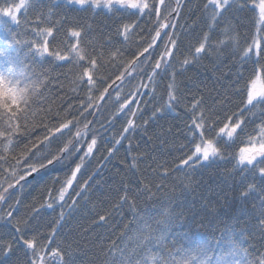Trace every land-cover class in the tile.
Here are the masks:
<instances>
[{
    "label": "trees",
    "instance_id": "trees-1",
    "mask_svg": "<svg viewBox=\"0 0 264 264\" xmlns=\"http://www.w3.org/2000/svg\"><path fill=\"white\" fill-rule=\"evenodd\" d=\"M7 2L11 0H0V6ZM240 2L241 0H233L232 7L222 17H218L221 23L217 32L231 25L229 35L235 38L233 42L219 54L214 51L194 59L191 52L198 46L203 33L209 31L208 24L211 23L213 10L204 9L207 0H179V4L177 0H164V4L160 6V21L169 23L170 26L162 30L161 38L149 53L139 58L134 70L128 67V62L151 43V38L159 27L157 17L154 14L142 17L139 14H124L122 21L114 22L102 16L92 18L91 13L80 14L77 18L82 25H92V31L84 36L88 51L93 55L103 52L101 71L97 73V84L91 92L86 85L81 86L75 82L76 73L80 69L71 64L55 60H45L42 63L26 61L32 63V79L39 86L32 98L30 114L26 120L21 121L26 128L22 129L19 136L14 137L8 152L4 151L5 142L0 141V157H6L0 159V193L4 194V200H0V218L12 212L13 222L28 221L26 238L38 237L37 248L46 256L45 264H59L47 257V253L58 246L67 251L69 244L75 252L77 264H120L121 250L126 252L133 247L143 221L133 216L129 204H123L119 208H114V205L119 204L125 187L136 189L145 183L155 185L161 182L166 185L164 191L170 195L165 197L157 194L156 200L152 202L156 209L153 215L159 218L160 213L165 211L171 214L175 218L171 229L173 233L182 236L187 230V225H182V220L188 217L193 205L198 210L211 200L209 210L217 209L215 218L201 212L197 222L192 225V230L202 238L200 243L219 238L226 226L229 229L228 235L239 242L240 229L244 228L243 238L247 239V243L243 247L249 251L248 259L255 260L264 253L254 213L249 210L247 224H236L239 207L234 204V193L228 187L232 183L229 173L235 174V158L240 149L249 147L248 137L255 136L259 127L264 124V104L249 107L243 112L244 130L228 140L227 144V138L220 141L223 159H217L210 168L198 169L194 173L190 168H179L181 159L190 155V148L193 147L189 143L192 133L186 125L190 124L191 113L188 110L195 100L200 101L196 113L203 110L211 118L209 122H215V129L206 132V137L212 139L216 138V131L227 122L228 117L234 113L239 114L245 107L246 95L242 89L252 74L254 65L252 60L242 59V52L256 34L255 22L259 17L258 9L254 11L251 6L252 0H249V6L243 11L237 10ZM37 14L38 11L33 9L19 14L20 25L11 28L13 33H18V40L37 39L33 29L46 26L35 23ZM2 19L5 18L0 17ZM101 20H105L110 27L102 28L99 24ZM122 22L137 24L127 39L116 33V27ZM169 38L177 41L178 50L169 62L162 63L161 68L153 73V67L165 51ZM223 38L213 35L211 43L215 45L217 39ZM60 40H67L63 31L57 34L56 43ZM71 42L74 41H69ZM4 46L0 41V47ZM117 49L119 52L112 58L111 54ZM185 57L192 60V63L182 66L181 62ZM126 69L131 75L117 80L116 77ZM173 73H176V95L179 99L173 102L171 109H166L164 106L169 102L168 85L172 83ZM240 73L243 78L238 76ZM105 87H108L109 92L98 103ZM89 96L92 101L88 100ZM113 98L106 106L105 102ZM129 99L135 103L130 105V110L121 112L120 105ZM90 102L93 107L86 112L85 108ZM157 108H164V111L153 117L152 113ZM133 111L136 112L135 116L132 115ZM129 119L135 121L136 127L125 133L124 128ZM67 120L73 121L71 132L49 136L50 129ZM77 130L82 132L77 147L82 146L86 150V142H90L93 136L96 137L97 144L93 153L84 158L77 180L65 194L63 201L58 199L59 189L70 176L75 164L80 163L84 151L77 152L73 149L60 163L49 165L32 178L26 177L20 184H15V179L23 175L24 165L21 163L17 167L16 160L20 159L25 145L32 149L29 155L35 153L28 163H45V158L61 155L59 149L69 139H73L75 143L73 134ZM45 136H49L47 141L44 140ZM117 141H120L119 144ZM33 144H36V148H32ZM109 149L112 151L109 152ZM12 167H17L18 175L15 179L10 174ZM165 169L168 170L167 176L163 175ZM190 176L199 182V187L192 184L185 188ZM9 184L14 187L8 188ZM6 188L8 191L4 192ZM152 190L156 191L155 187ZM77 193L81 195L77 196ZM128 196L131 203L136 199V192H129ZM136 203L138 209L144 208L142 196L136 199ZM48 204L52 207L49 208ZM100 215L106 216V222L102 225L98 223ZM3 223L4 220L0 219V224ZM233 227L235 231H232ZM53 228L57 230L54 238L51 236ZM11 231V228L0 227V244L12 240ZM173 238L170 235L168 241ZM189 238L191 239V234ZM50 239L51 247L48 248ZM189 246V242L181 238L175 248ZM175 248L172 243L166 242L163 254L167 257V253L172 252L179 260L183 253L177 255ZM32 258L31 250L22 244L14 245L12 260L17 264H29Z\"/></svg>",
    "mask_w": 264,
    "mask_h": 264
},
{
    "label": "snow or ice",
    "instance_id": "snow-or-ice-1",
    "mask_svg": "<svg viewBox=\"0 0 264 264\" xmlns=\"http://www.w3.org/2000/svg\"><path fill=\"white\" fill-rule=\"evenodd\" d=\"M233 0H207L204 9L211 8L212 15L210 17L211 23L208 24L209 31L204 32L202 39L198 41V46L191 52L194 59H198L202 55H209L212 52L217 54L223 48H227L229 44L235 39L229 35L231 25H227L222 31L217 32V28L221 21L218 17H222L229 8L232 7ZM179 4V0H177ZM164 0H11L0 6V17L5 19L0 20V41L5 45L0 47V141L5 142L4 151L8 152L9 147L13 144L14 137L21 134L22 129L26 125L21 123L26 120L31 112L33 95L39 86L36 81L32 79V63L30 62H43L45 60H55L61 63H67L79 68L80 71L76 73L75 82L78 85L88 87L89 92L96 87L97 73L101 71V63L103 60V52L93 55L88 51V45L84 41V36L92 31V25L88 24L86 27L80 23L77 17L82 13H91L92 18L105 17L112 19L114 22L124 19V14L137 15L141 17L144 15L154 14L159 22V27L156 28L155 35L151 38V43L148 44L142 52L137 53L132 61L128 62V67L133 70L139 62V58L149 53L161 38L162 30L167 29L169 23L160 21L161 7ZM249 6V0H241L237 10L243 11ZM253 10L258 9V19L256 20V34L252 42L243 49L242 59L252 60L253 69L250 77L245 81L242 91L246 95L245 107L241 109L239 114L227 118V122L223 123L216 131V138H207L206 132H211L215 129V122H209L210 117L206 116L204 111L201 110L198 114L196 109L200 106V101L195 100L191 108L188 110L191 115L189 116L190 124L186 125L192 133L190 144V155H186L181 159L179 168H190L193 173L198 169L210 168L217 159H223V149L219 146L221 140H232L238 132L244 130L245 120L243 119V112L247 111L249 107H254L257 104H264V0H252ZM47 9L45 12L44 9ZM29 9L37 10L38 14L35 18L37 25L44 24L45 27H36L33 29L34 35L37 37L33 41H21L16 38L18 33L11 31L12 26H19V14L21 12L27 13ZM119 14V15H118ZM57 17V19H53ZM167 17H165V21ZM102 28H109L110 25L105 20L99 21ZM67 26V27H66ZM137 27L133 23H119L116 27V33L127 39L130 33ZM61 31L64 32L67 40H60L57 42V34ZM213 35L223 36V39H217L216 44L211 43ZM69 41H74L69 43ZM111 41H109L110 43ZM55 44V47L53 46ZM170 45V46H168ZM168 45L165 46V51L161 53L160 58L156 61L153 67V73L161 68L162 63L169 62L178 50L177 41L169 38ZM26 49V50H25ZM119 49L111 54L115 58ZM255 57V59H253ZM192 63V60L185 57L181 62L182 66ZM86 65V66H85ZM125 75H131L130 72H121L116 77L117 80H122ZM243 78V74H238ZM176 73L172 74V83L168 85V98L169 102L164 106L166 109L173 107V102L178 101L176 91L178 86L175 81ZM151 80V77H149ZM239 83V80H237ZM146 87V85H145ZM109 89L105 87L101 92L99 99L106 98ZM135 95V94H133ZM92 101V97H88ZM135 103L134 100H125L120 105V111L126 109L130 110V105ZM93 107V103H88L85 111ZM164 108H157L152 116L155 117L157 113H162ZM132 115L135 116L136 112L133 111ZM239 116V118H237ZM147 124V121H145ZM73 125L72 120H67L49 130V136L55 134L63 135L65 131L71 132ZM87 127V126H85ZM135 121L129 119L124 132H128L130 128H135ZM49 136H45L44 140L47 141ZM82 132L77 130L73 139H69L64 147L59 149L61 155H53L51 159H46L45 163L33 164L28 163L32 156L29 155L32 149L25 145V150L20 153V159L16 160V166L21 163L24 165L23 175H18L17 167H12L10 174L15 179V184H20L26 177L31 176L33 173H38L41 169H46L49 165L60 163L61 159L72 153L73 149L77 152L84 151V156L80 158V163H76L75 167L71 170L70 176L66 178L63 186L59 189L58 199L63 201L65 194L73 186L74 181L77 180V174L81 171L82 163L85 157L91 155L97 144V139L93 136L90 142L87 143L86 150L83 147H77L80 143ZM198 137V139H197ZM120 141L116 143L119 144ZM249 147L241 148L239 155L235 158L232 183L228 185L229 190L234 193L232 200L234 204L239 207V215L236 217V224L248 223V212L251 210L254 213V219L257 222L258 230L260 231V243L264 246V124L259 127L255 136L248 137ZM36 148V144L32 145ZM112 149H109L111 152ZM6 159V157H0ZM168 170L165 169L163 175L167 176ZM238 177V178H237ZM189 183L185 185L187 189L192 184L199 187V182L194 177H188ZM183 183V182H182ZM227 183V181H225ZM87 184V181H85ZM13 184H9L8 188H13ZM155 187L156 191H153ZM166 185L161 182L160 184L152 185L145 183L136 189L125 187L124 195L120 196L119 204L114 205V208H119L123 204H129L134 217L143 221V226L139 233L136 235L134 245L126 252L121 250L120 264H264V253H261L255 260H249V251L243 247L247 243V239L243 238L245 229L241 228L239 235L241 239L239 242L234 240L231 235H228L229 229L225 228L221 236L215 240H208L200 243L202 239L199 235L192 230V225L197 222V217L203 212L213 219L217 214V209L212 208L209 210L208 203L201 205L200 209L193 208L189 211L186 219L182 220V225H187V230L181 235H176L171 231L172 225L175 223V218L167 211L160 213L159 218H156L153 213L156 211L155 205L152 203L157 198V194L168 197L170 194L164 191ZM8 189H4L7 192ZM135 191L136 199L143 197L144 208L138 209L136 199L129 203L128 193ZM51 195V193H50ZM81 193H77L80 196ZM0 200H4V194L0 193ZM258 201V204L256 203ZM76 201H73L75 204ZM49 208L51 204L47 205ZM249 206L250 209H249ZM231 207V206H229ZM228 213H226L227 215ZM63 218V213H61ZM4 220L0 227L11 228L12 240L0 244V264H17L12 260L14 254V245L22 244L26 249L31 250L34 258L29 260V264H45L46 256L41 254L37 248L38 237L32 236L26 238L28 230V221L15 220L13 222V213L8 212L5 217L0 218ZM106 222V216L100 215L98 223L103 224ZM59 224V221H57ZM155 225V227H153ZM127 227V225H126ZM56 229L53 228L52 238L56 234ZM232 231H235L234 227ZM250 232V229H248ZM191 234V239L189 238ZM174 238L168 241L169 236ZM228 235L227 240L225 236ZM183 238L189 242V247L175 248L176 243ZM52 239L49 240L47 247H51ZM166 242L172 243L177 255L183 253L181 258L177 260L176 255L172 252L167 253V257L163 254L165 252ZM195 245V247H191ZM50 257L59 262V264H77L75 252L72 246L68 245V250L65 251L61 247L51 249L47 253Z\"/></svg>",
    "mask_w": 264,
    "mask_h": 264
},
{
    "label": "rangeland",
    "instance_id": "rangeland-1",
    "mask_svg": "<svg viewBox=\"0 0 264 264\" xmlns=\"http://www.w3.org/2000/svg\"><path fill=\"white\" fill-rule=\"evenodd\" d=\"M113 100H114V98L111 99V100L106 101V102H105V105L108 106V104H109L111 101H113Z\"/></svg>",
    "mask_w": 264,
    "mask_h": 264
},
{
    "label": "water",
    "instance_id": "water-1",
    "mask_svg": "<svg viewBox=\"0 0 264 264\" xmlns=\"http://www.w3.org/2000/svg\"><path fill=\"white\" fill-rule=\"evenodd\" d=\"M103 100H100L98 101V103H101ZM35 173H33L31 176H29L30 178L34 176Z\"/></svg>",
    "mask_w": 264,
    "mask_h": 264
}]
</instances>
